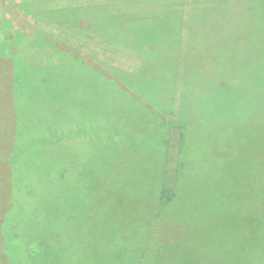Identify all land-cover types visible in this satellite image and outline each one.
Wrapping results in <instances>:
<instances>
[{"label": "trees", "instance_id": "trees-1", "mask_svg": "<svg viewBox=\"0 0 264 264\" xmlns=\"http://www.w3.org/2000/svg\"><path fill=\"white\" fill-rule=\"evenodd\" d=\"M94 1L91 8L95 9L96 16L101 7L97 5V0ZM201 3L204 5L203 2ZM250 5L254 12L248 16L250 20L246 17L241 19L244 23L250 22L247 23L250 28H257L261 23L257 13L259 8L251 3ZM219 7L221 8L222 5ZM216 8L218 5L215 6ZM59 9L53 12H59L62 16L68 12L61 6ZM205 12L203 11L201 27L209 28L211 16L209 11L208 15ZM2 19L0 49L14 46H11L8 35L6 38L3 36L10 23L7 19ZM229 21L230 18L217 19L214 25L221 31L222 28L227 27ZM182 24L181 31L180 26L168 28L176 33L177 40L179 37L175 46L178 48L182 43ZM190 28L193 26L191 25ZM257 37L258 40L249 37V40L252 39L251 41L256 45L245 44L234 52L235 59L230 64L229 76H225V82L219 83L221 94L212 97L214 100L221 99L220 102L223 103L221 107L224 106L223 108L228 111L238 109L242 119L232 123L222 118L221 107L207 108L206 112H203L204 115H200L199 110L191 107L189 103L192 97L188 96L197 94L198 98L193 99L203 98L207 102L210 100V96L207 95L212 92L211 86L204 92L203 89L198 91L193 89L200 82L198 76L191 78L188 74L196 75L190 68L186 69V76L181 80L174 77L175 62L171 63L174 60H169L167 63L157 62L166 65V68L154 66L155 74L166 71V78L158 76L164 82H156L151 88L141 80V72L143 73L150 63L132 72L117 70L115 74L123 77L124 85L132 91L133 96L128 95L124 90L122 92L120 90L122 88H118L98 71L89 68L93 76L91 85L100 92H105L104 99L108 103L106 117L103 118L97 110L91 113V109L87 108L84 112L85 120L95 116L96 123L91 127L86 125L76 127L74 135L69 139L71 142L68 143L72 145L74 160L67 162V165L76 163L89 170L87 202L78 208H73L72 216L64 215L62 212L59 217L62 224H44L40 217L42 211L35 214L29 203H26V199L31 198L34 193L32 192L34 187L27 190L20 187L19 195L14 201L15 210L5 221L2 216L0 217V220L4 221V223L2 221L5 232V236L2 232L3 244L4 239L8 241L6 237L8 229L5 223H10V227L16 229L17 234L22 237L26 258L32 256L29 247L36 246L43 253L44 260L49 262L47 264H208L207 262L211 260L217 262L226 259L223 264H238L235 259L238 253L247 259L257 258L251 261L252 264L261 260L264 257V242L255 240L252 234L257 230L264 232V216L258 221L253 219L246 225H240L238 203L218 204L220 196L216 190L224 179L223 189L235 187L234 189L239 190L231 194L228 199L235 198L234 200L238 201V198L244 195L241 193L243 183L247 186L250 180L248 178L242 180L245 177L230 175H207L208 171H201L202 159H199L209 156L208 154H222L221 158L227 161V157H224L226 151L234 154L248 147L249 151L251 148H261L264 156V36L260 34ZM236 41H238L236 44L240 43L239 39ZM60 57L61 60L66 58L64 54H60ZM154 59L152 58V62ZM61 60H58V65L52 63L36 67V65L27 66L28 63H25L20 56L14 57L11 61V86L14 85L15 89V84L26 77L24 73L27 70L60 69ZM26 67L28 69L25 70ZM70 69L77 74L73 66ZM209 81L206 78L202 79L204 84ZM4 90L6 92V89ZM140 95L152 104V108L137 103L135 97L140 98ZM11 97L14 104L21 103L22 98L18 94L15 98L14 91ZM247 98L258 106H263L261 107L263 110L260 109L257 116H252L250 111L246 112ZM112 110V114L118 111L120 119L123 117L126 119L128 114L141 115L140 126L133 124V131H130L132 123L126 126L121 120L111 119L110 114L108 118L107 113ZM15 112L17 114V107ZM258 120L263 121L262 127L255 124ZM17 124L15 128H10L9 146L0 157V173L8 170L6 165H10L13 169L12 173L15 171L18 175L21 174L18 164L21 162L25 148L19 144V140L16 141L19 134V132L16 134ZM240 124L245 125L240 129L248 132L246 136L242 134L237 136L239 138L236 140L242 142L239 143L240 145H223L220 148L218 144L215 145L218 142L216 139L208 137L217 126L219 128L231 126V129ZM237 128L236 130H240ZM96 132H99L98 136ZM172 138H178L180 146L176 172L170 174L167 160L171 154ZM195 160L198 163L191 162L190 165V161ZM192 170L197 173L200 171L203 176H207H195ZM252 171L258 172V175L264 173V157L261 158L259 152L253 157L250 173ZM60 173L61 170L58 169L53 177H47L52 180ZM207 178L213 182V188L208 190L202 188V183ZM234 179L237 182L229 185L228 180ZM259 180L264 184V174ZM255 183L256 180L252 177L248 185V194H257L260 190L259 187L256 188L258 184ZM21 199H24L25 205L20 202ZM24 212L27 220L23 219ZM35 217L39 220L37 223L29 222ZM65 219H72L73 222H66ZM17 240L16 235L13 234L12 241L15 243Z\"/></svg>", "mask_w": 264, "mask_h": 264}, {"label": "rangeland", "instance_id": "rangeland-1", "mask_svg": "<svg viewBox=\"0 0 264 264\" xmlns=\"http://www.w3.org/2000/svg\"><path fill=\"white\" fill-rule=\"evenodd\" d=\"M188 1L97 0L101 10L95 16L96 11L91 8L95 3L94 0H0V20L5 18L10 23L3 36L6 38L8 35L11 46L14 45L0 49V157L9 146L10 128H15L18 120L16 134L17 132L19 134L16 141L19 140V144L25 148L21 162L18 164L21 174L18 175L15 171V174L12 173L13 169L10 165H6L8 170L0 173V217L2 216L4 221L15 210L14 201L19 195L20 187L25 190L34 187L32 191L34 193L31 198L26 199V203H29V207L35 214L42 211L40 217L44 224H62L59 218L62 212L64 215L72 216L73 208H78L87 202L89 170L76 163L67 165V162L74 160L72 145L68 143L71 142L69 139L74 135L76 127L79 125L91 127L96 123L95 116L86 118V123L84 112L87 108L91 109V113L97 110L103 118L106 117L108 103L104 99L105 92L93 88L94 85H91L93 76L89 68L98 71L118 88H122L120 89L122 92L124 90L128 95L133 96L132 91L124 85L123 77L115 74L117 70L132 72L150 63V66L145 67L147 69L141 72V80L148 88H151V85L156 82H164L158 76L166 78V71L155 74L156 67L166 68V65L158 63L174 60L171 61V63L175 62L174 77L181 80L186 76V69L190 68L196 75L188 74L191 78L198 76V82H200L193 89L197 91L203 89L202 92H204L211 86L212 92L208 93L210 100L207 102L203 98L193 99L198 98L197 94L188 96L192 97V103H189L191 107L199 110L200 115H204L203 112H206L207 108L221 107L223 104L220 102L221 99L214 100L212 97L215 95L218 97L221 94L219 83L225 82V76H229L230 64L235 59L234 52L245 44L256 45L251 40H258L257 36L260 34L264 36V0ZM250 3L259 8L257 13L261 23L257 28H250L247 24L250 22L244 23L241 19L246 17L250 20L248 16L254 13ZM217 5L218 8L215 9ZM219 5L222 7L220 8ZM60 6L68 11L63 16L59 15V12H53L60 10ZM204 7L207 8L202 10L201 8ZM203 11H206V14L209 11L211 16L209 28L201 27ZM224 18H230V21L227 27L219 31L214 23L217 19ZM181 24L182 43L178 48L175 46L179 37L177 40L176 33L168 28L180 26L181 31ZM191 25L193 28H190ZM177 30L179 33V28ZM249 37L252 39L249 40ZM236 39H239V44H236L238 42ZM60 54H64L66 58L61 60ZM16 56H20L25 63H28L27 66L41 67L52 63L58 65V60H61V66L54 71L27 70L24 73L26 77L24 76L22 81L20 79L14 89V85L11 86L10 71L11 61ZM7 58L9 60H4ZM152 58H155L153 62ZM70 66H73L77 74L73 73ZM167 73L170 75L169 72ZM203 78L210 81L204 84ZM11 89L14 91L15 98L16 94L22 98L19 105L16 102L14 104ZM144 92L146 93V90ZM135 99L138 104L152 108V104L143 96L140 95V98L135 97ZM245 104L246 112L250 111L252 116H257L260 109L263 110L261 108L263 106H258L251 99H248ZM111 112L113 110L107 113L108 118L110 114L111 119L121 120L126 126L132 123L130 131H133L134 125L141 124V115L128 114L126 119L125 117L120 119L117 110L113 114ZM220 113H223L221 117L228 123L242 119L238 109L228 111L223 108ZM255 124L262 127L263 121L258 120ZM242 126L245 125H236L231 129V126L226 128L217 126L208 137L216 139L218 142L215 145L218 144L220 148L223 145H240L239 143L242 142L236 140L239 138L237 136L248 135V132L240 129ZM236 127L240 130H236ZM96 133L98 136L99 132ZM179 144L178 138H172L170 141L171 154L167 160L170 174L175 173L178 166ZM258 152L261 158L264 157L262 149L257 147L251 148L250 151L249 147L243 148L234 154L226 151L224 157H227V161L221 158L222 154L199 157L202 159L201 171H208L207 175H230L245 177L242 180L247 178L250 180L247 186L243 183L241 193L244 195L239 197L238 201H235V198L228 199L231 194L239 190L234 189L235 187L223 189L225 188L224 179L216 189L220 196L218 204L238 203L240 225H246L253 219L258 221L264 216V184L259 180L264 173L261 175H258L256 171L250 173L253 157ZM5 158L6 160L8 158L7 152ZM191 162L198 163L197 160L190 161V165ZM58 169L61 170L60 175L55 179H48L53 177ZM194 175L203 176L200 171L195 172ZM252 177L256 180L255 184H258L256 188H260L257 194H248V185ZM228 181L229 185L237 182L236 179ZM202 188L206 190L213 188V182H210L208 178L205 179ZM20 202L25 205L24 199ZM23 219L27 220L25 212ZM3 220H0V264L49 263L44 260L43 253L36 246L29 247V253L32 256L26 258L22 237L17 234L16 229L10 227V223H5L8 229L6 234L8 241L4 239L3 244L2 232L5 236ZM37 221L39 220L36 217L29 220L34 223ZM64 221L70 223L72 219ZM13 234L18 239L15 243L12 241ZM252 235L255 240L264 242L263 231L257 230ZM235 259L238 264H252L251 261L257 258L247 259L238 253ZM224 261L227 259L217 262L211 260L207 263L223 264ZM254 264H264V257L254 261Z\"/></svg>", "mask_w": 264, "mask_h": 264}]
</instances>
